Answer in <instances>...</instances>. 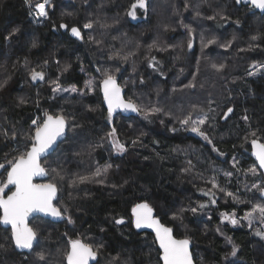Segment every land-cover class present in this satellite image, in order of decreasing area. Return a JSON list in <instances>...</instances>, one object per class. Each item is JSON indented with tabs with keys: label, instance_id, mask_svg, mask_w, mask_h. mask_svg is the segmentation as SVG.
I'll list each match as a JSON object with an SVG mask.
<instances>
[{
	"label": "trees",
	"instance_id": "1",
	"mask_svg": "<svg viewBox=\"0 0 264 264\" xmlns=\"http://www.w3.org/2000/svg\"><path fill=\"white\" fill-rule=\"evenodd\" d=\"M134 2L49 0L51 9L44 19L35 11L43 0L30 4L0 0V82L8 79L0 90V126L14 125L27 133L41 110L67 119L65 138L41 161L48 170L41 183L53 180L51 168L64 176L55 181L58 196L53 204L65 220H31L30 226L38 231V246L29 253L0 250V264H65L70 241L76 239L94 249L103 244L94 264H161L154 236L137 232L132 225L131 210L141 203L152 207L154 217L171 227L176 239L190 240L195 264H264V239L244 224L221 221L222 213H235L241 221L254 199L264 204L248 174L256 168L262 175L250 156L252 137L244 139L259 130L264 142V68L256 72V66L264 65V15L250 6H237L235 0H146V8H137L133 18L127 13ZM217 13L227 19L219 15L207 19ZM89 21L99 23L85 29ZM61 24L67 25L66 32ZM72 27L80 30L81 42L69 36ZM15 29L19 31L6 40ZM211 39L217 43L203 48ZM229 42L230 47H221ZM125 55L127 61L122 59ZM152 58L155 67H149ZM220 63L227 66L222 72L212 67ZM31 69L43 71L45 79L33 82ZM104 71L115 75L126 101L162 112L148 119L142 112L133 117L118 114L109 123L100 93ZM88 81L91 88L86 87ZM57 84L61 90L54 92ZM20 98L27 103L21 105ZM229 107L233 112L225 119ZM205 115L209 122L203 128L212 143L181 124L188 116L197 120ZM245 115L247 122L242 119ZM113 127L126 145L123 154L116 153L107 139ZM138 137L142 143L133 147ZM23 143L0 136V163L5 168V155L12 159ZM107 164L113 167L103 184H71ZM6 175L0 169L1 181ZM213 179L226 191L246 195L245 203L212 189ZM10 190L8 186L6 195ZM209 190L215 194L214 205L205 195ZM200 204L207 207L195 215L185 211L182 222L173 219L179 210ZM69 217L73 223H68ZM121 218L124 223L117 225L115 220ZM10 233L0 226V243ZM229 238L239 246L232 262ZM41 251L45 261L35 256Z\"/></svg>",
	"mask_w": 264,
	"mask_h": 264
},
{
	"label": "snow or ice",
	"instance_id": "2",
	"mask_svg": "<svg viewBox=\"0 0 264 264\" xmlns=\"http://www.w3.org/2000/svg\"><path fill=\"white\" fill-rule=\"evenodd\" d=\"M26 3L30 4L31 0H26ZM236 4L246 3L250 4L252 8L259 9L264 11V0H235ZM49 4V0H43V3H37L35 8L37 9V14L40 17H47L48 13L45 9V6ZM146 0H135L130 6V10L127 13L129 16L135 18L137 8H146ZM189 7L188 4H185V8ZM199 16L200 13L197 12ZM220 16L221 19H227V17L222 16L220 13L216 15L209 16L207 19L215 20L217 16ZM94 23H99V21H89L84 24L85 29H92ZM239 23V21H236ZM106 27L107 25H101ZM61 28H66L67 25L61 24ZM184 27L189 28L188 25ZM19 29L13 30L9 33L5 39L10 40ZM191 32L192 29L189 28ZM71 33L73 36L83 39L81 32L77 27L71 28ZM90 39H93L90 37ZM256 37H253L255 40ZM96 43H100L96 41ZM217 41L211 39L207 41V44H203V47H207L210 44H215ZM231 42L221 45V47L228 48L230 47ZM36 43L33 42L32 47H36ZM155 46V45H154ZM253 47V46H250ZM188 48H192V42L189 40ZM119 55V53H116ZM131 55V53H129ZM111 58V57H110ZM124 61L128 60V55L122 57ZM155 58L149 61V67H155L153 61ZM47 63V61L45 62ZM27 64V61H25ZM212 67L218 72H222L227 67L224 63L213 64ZM264 68V65L257 66V70ZM67 71V66L64 69ZM119 71V68L116 69ZM249 75H254L253 72H249ZM30 78L33 82L39 80L43 81L45 79V73L43 71H36L35 69L30 70ZM53 83H56L55 81ZM143 83V80H141ZM8 84V79L0 82V90L4 89ZM92 81L86 83V87L91 88ZM195 85H188V87H194ZM100 88L103 93V101L107 104V120L109 123L112 120L113 113L116 109H121L123 111H132V112H142L145 119H148L150 115H154L162 112L161 108L152 107L148 109H143L131 99L127 102L121 96V86L117 84L116 77L114 74L108 71L102 73V79L100 82ZM59 85L53 89L54 92L60 91ZM63 91H68L64 89ZM72 92H76L77 89L73 87ZM86 93H81L84 95ZM19 103L21 105L26 104L27 101L24 98H20ZM37 107L39 104L37 102ZM93 110L94 109H90ZM211 110V109H210ZM233 112L232 108H228L227 111L223 114V118L227 119L228 115ZM6 119V118H5ZM242 119L247 122L249 117L245 115ZM209 122V117L207 115L203 116L200 119L193 120L191 116L183 119L181 121L182 126L185 127L186 131H191L197 133L199 136L203 137L205 140H208L209 143H212L210 137L207 135V132L204 130L203 126ZM67 124V119L64 115L58 114L53 115L45 111L43 117H37L32 119L29 132L24 133L22 130H17L13 125L11 129L3 128L0 126V136L5 140H10L13 142H18L23 140V146L17 148L16 155L12 159H7L5 155V162L8 165V168H5L4 163H0V169H5L7 175L6 180L0 181V223L4 225L11 226V233L9 237H5V243H0V250L8 251L9 248L29 250L32 252L34 250V242H38V231L30 227L27 223L28 217L35 212L44 213L46 215H51L53 217H62L63 213L61 210L54 206L53 200L56 199L58 186L55 182L58 178L63 180L64 176L61 174L57 168H51V173L53 174V180L44 183L36 184L33 183L34 177L44 176L48 174V170L41 165V157L49 152L50 149L56 144L58 138L64 135L65 127ZM190 126V127H189ZM259 130H253L245 136L247 141L249 136L251 139V147L253 150V155L258 161L259 168L264 169V142H261L260 137L258 136ZM107 139L110 141L113 150L118 154H123L127 151L126 145L122 143L117 135L116 128L113 127L107 133ZM137 143H142L139 137L136 140L132 141V146L135 147ZM147 159V157L145 158ZM190 163V162H189ZM113 167L112 164H107L103 168H97L90 176H79L76 179L71 181L72 185L82 184L86 182H95L103 184L104 177H106L109 170ZM190 169H185L189 171ZM249 171L255 173L256 169L252 168ZM225 175L231 176L232 173H226ZM264 175V173H262ZM212 189H218L220 192L225 193L227 197L232 198L236 202L240 201V198L231 191H226V189L220 187L216 183L215 179L210 181ZM9 185L14 186L15 190L11 191L10 195L5 194V189ZM253 189H256L261 197H264V184H253ZM6 195V198H5ZM205 195L211 197L210 203H216L215 194L209 190ZM207 207L204 204H200L197 207H191L189 209H181L173 215L174 220L183 221V213L185 211H191L194 215L200 209ZM132 214L134 216V226L137 229L141 228H150L155 232V241L159 245L161 251L160 259L163 264H193L192 253L189 250L190 240L188 238L176 239L173 235V229L171 227L165 226L160 220L153 216V209L147 203L137 204L132 209ZM222 222L228 221L232 225H237L240 223V219L235 216V213L229 215L228 213H222ZM242 219L247 220L249 226L251 227L255 220H259L262 226H264V204H254L250 211H248ZM68 223H73L71 218H68ZM117 225L123 224L124 220L117 219L115 220ZM103 231V229H102ZM219 232L220 229L217 228ZM256 235L264 239V227L256 231ZM228 244L231 245V257L235 258L239 252V246L233 243L231 238L228 239ZM38 246V243L35 245ZM103 248V244L97 245L95 249L93 245L84 243L83 241L76 239L70 241V250L66 252L65 258L67 264H89L90 260H96L99 255V250ZM36 258L39 261H45L46 257L44 253L36 252ZM27 256L24 257L25 261ZM119 260V257L115 258Z\"/></svg>",
	"mask_w": 264,
	"mask_h": 264
},
{
	"label": "water",
	"instance_id": "3",
	"mask_svg": "<svg viewBox=\"0 0 264 264\" xmlns=\"http://www.w3.org/2000/svg\"><path fill=\"white\" fill-rule=\"evenodd\" d=\"M237 6H250L251 7V5L250 4H246V3H241V4H236ZM260 15H264V11H261V10H259V9H255ZM62 30H65V28H61ZM69 36L72 38V39H74V40H76V41H78V42H81L82 41V39H79V38H77V37H75V36H73L72 35V33H71V29L69 30ZM118 84V83H117ZM100 93H101V97H102V105H103V107H104V109L107 111V104L106 103H104V101H103V93H102V91H101V88H100ZM121 96H122V98L125 100V98H124V93H123V90H122V88H121ZM126 101V100H125ZM127 102V101H126ZM118 114H120L121 116H123V117H133V116H136V114H137V112H132V111H123V110H121V109H116L115 111H114V113H113V116L114 115H118ZM66 132H67V124H66V127H65V131H64V135L62 136V137H60V138H58V140H57V142H56V144L53 146V148L52 149H50L49 150V152L48 153H46L44 156H42L41 157V160H40V162L43 160V159H45L47 156H49V155H51L53 152H54V150L57 148V146H58V144L65 138V136H66ZM250 156H251V158H252V160L255 162V164L257 165V167H258V169H259V171L261 172V173H264V169H260L259 168V164H258V161L256 160V157L253 155V150H252V147H251V150H250ZM264 176V175H263ZM46 175H44V176H37V177H34V179H33V183H36V184H42L41 182L42 181H44L45 179H46ZM9 188H11V191H14L15 190V188H14V186H12V185H9ZM11 194V192L8 194V195H10ZM57 196L58 195H56V199H57ZM6 198V197H5ZM262 198V200L264 201V197H261ZM55 199V200H56ZM55 200H53V203H54V201ZM148 204V203H147ZM149 205V204H148ZM150 206V205H149ZM151 207V206H150ZM152 208V207H151ZM131 215H132V225H133V228L137 231V232H148V233H151L153 236H154V239H155V232L152 230V229H150V228H141V229H137V228H135V226H134V216H133V214H132V210H131ZM153 216H154V212H153ZM36 217H40V218H42V219H44V220H48V221H50V222H52V223H61L63 220H65L64 219V216H62V217H53V216H51V215H46V214H44V213H40V212H35V213H32L29 217H28V220H27V223L29 224V226H30V222H31V220H33L34 218H36ZM119 225H122V224H119ZM0 226L2 227V228H5V229H9L10 231H11V226L10 225H4L3 223H0ZM31 227V226H30ZM156 242V241H155ZM36 243L37 242H34V247H35V245H36ZM156 244H157V246H158V249H159V245H158V243L156 242ZM18 252H21V253H29V250H21V249H16ZM70 250V249H69ZM189 250H190V252H191V249H190V246H189ZM159 252H160V255H161V251H160V249H159ZM193 257V256H192ZM159 258H160V256H159ZM96 262V260H90L89 261V264H94ZM160 263L161 264H163V262H162V260L160 259ZM65 264H67V261L65 260ZM193 264H195V262H194V260H193Z\"/></svg>",
	"mask_w": 264,
	"mask_h": 264
},
{
	"label": "rangeland",
	"instance_id": "4",
	"mask_svg": "<svg viewBox=\"0 0 264 264\" xmlns=\"http://www.w3.org/2000/svg\"><path fill=\"white\" fill-rule=\"evenodd\" d=\"M45 9H46V11H47V13H48V10L51 9V6L48 4V5L45 6ZM35 11L37 12V9H36V8H35ZM42 18L47 19V17H46V18H45V17H42ZM203 48H205V47H203ZM256 67H257V66H256ZM256 67H255V68H256ZM256 72H260V69H259V70L256 69ZM39 111H40V110H39ZM47 112H48V110H47ZM48 113H49V112H48ZM0 115L2 116V113H0ZM189 132H191V131H189ZM255 169H256V168H255ZM226 173H227V172H226ZM248 174H250V179H251V177H253V179L255 180L254 183H256L257 185L263 184L262 177H261V175L258 174L257 169H256L255 173L249 171ZM0 181H1V180H0ZM7 190H8V188L5 189V194L7 193ZM219 192H220V191H219ZM220 193H221V194H224L223 192H220ZM236 195L240 198V201H242V203H245V201H246L247 198H248V197H247L246 195H244V194H241V195L236 194ZM225 197H226V195H225ZM252 200H253V199H252ZM234 201H235V200H234ZM235 202H236V201H235ZM254 204H263V203H259V202H257V201L254 199V200L252 201V205H254ZM206 206H207V205H206ZM251 208H252V207H251ZM250 210H251V209H250ZM231 214H233V213H231ZM231 214H229V215H231ZM235 216H236V215H235ZM243 217H244V216H243ZM221 221H222V220H221ZM223 223H228V224H230L228 221H223ZM240 223H241V224H244V225L246 226L247 229H250V230L254 231L255 234H256V231H257V230H259V229H261L262 227H264V226L261 225V223L259 222V220H255V221L253 222V224H252L251 227L249 226L247 220L242 219V220L240 221ZM257 236H258V235H257ZM258 237H260V236H258ZM230 259H231L230 262H232L233 257H230ZM193 260H194V258H193Z\"/></svg>",
	"mask_w": 264,
	"mask_h": 264
},
{
	"label": "built area",
	"instance_id": "5",
	"mask_svg": "<svg viewBox=\"0 0 264 264\" xmlns=\"http://www.w3.org/2000/svg\"><path fill=\"white\" fill-rule=\"evenodd\" d=\"M44 113H45V111H44V110H41L38 114H36V115L34 116L33 119H35V118H37V117H43Z\"/></svg>",
	"mask_w": 264,
	"mask_h": 264
},
{
	"label": "flooded vegetation",
	"instance_id": "6",
	"mask_svg": "<svg viewBox=\"0 0 264 264\" xmlns=\"http://www.w3.org/2000/svg\"><path fill=\"white\" fill-rule=\"evenodd\" d=\"M136 17V16H135ZM66 28H65V30H62V31H65L66 32ZM68 33H69V31H68ZM262 174V173H261ZM261 177H262V181H263V184H264V176L263 175H261ZM42 184H44V182L42 183ZM8 195V194H7ZM5 197H6V195H5ZM66 260V259H65Z\"/></svg>",
	"mask_w": 264,
	"mask_h": 264
}]
</instances>
